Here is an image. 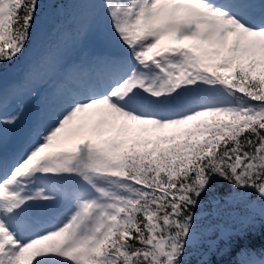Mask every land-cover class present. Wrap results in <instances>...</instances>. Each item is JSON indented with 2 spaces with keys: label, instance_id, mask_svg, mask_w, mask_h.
Wrapping results in <instances>:
<instances>
[{
  "label": "snow or ice",
  "instance_id": "6c2138e0",
  "mask_svg": "<svg viewBox=\"0 0 264 264\" xmlns=\"http://www.w3.org/2000/svg\"><path fill=\"white\" fill-rule=\"evenodd\" d=\"M41 2L0 0V75L27 55ZM76 5L11 114L0 86V264H214L233 251L264 264V0ZM72 57L74 77L9 150L32 73ZM205 204L240 211L205 227Z\"/></svg>",
  "mask_w": 264,
  "mask_h": 264
},
{
  "label": "rangeland",
  "instance_id": "374dc122",
  "mask_svg": "<svg viewBox=\"0 0 264 264\" xmlns=\"http://www.w3.org/2000/svg\"><path fill=\"white\" fill-rule=\"evenodd\" d=\"M48 1L47 4H52L53 2H56L57 0H44ZM74 10V9H72ZM74 12V11H73ZM72 13V12H71ZM65 17V15H63ZM79 16V9L74 12L73 15H68L66 16V20L64 23L66 24V27H61L58 26L59 19L55 20L53 26H56V33H55V38L56 40L54 42H46L44 40V37L41 36L45 32V29H38L40 35L39 37H36V40H32L29 44V52L27 57L31 59L32 62H35L36 60L39 59L42 53L39 52V49L46 48V50L50 46H54L57 43H60L63 41L64 37L67 35H70L73 29L74 24L76 23L75 20L78 19ZM47 17L46 14H41L39 18H42V20ZM48 18V17H47ZM38 21V26L42 28H46L44 26L43 21ZM45 20V19H44ZM47 22V21H46ZM41 23V25H39ZM43 23V24H42ZM55 30V29H54ZM85 49L91 50L96 47V42L93 39H89L84 43ZM75 59V60H74ZM73 60V61H72ZM79 60V57H72L71 60L69 61V64H73L74 61ZM61 68H57L55 70L52 69H47L44 67L37 68L33 73H32V81L35 85V93L32 96H26L23 98L22 102V107L24 109L23 115L20 119V121L17 123L15 129H9L8 130V135H9V144L8 148L9 149H14L23 139V135L25 131L30 127L32 120L34 118V112L36 108H40V101L45 100L46 97L42 96V93L44 92V87L41 85V82L43 81H51L50 76L53 75L54 73L57 72V70H61ZM6 70V69H5ZM4 70V72H5ZM28 70L25 69L23 66L18 67L13 65L10 67V69L7 71L6 76L3 80H0V86L8 89L9 91V107L7 109V113L11 114L15 108L16 105L11 103V95L14 90H19L18 88V82L21 81V79L25 76V73ZM76 74V73H75ZM66 77L65 73H59L58 74V80L59 81H64ZM63 85H60L62 87ZM2 118V117H0ZM107 138V137H104ZM255 259H262V257L258 252L254 254ZM237 259H247V257H237Z\"/></svg>",
  "mask_w": 264,
  "mask_h": 264
},
{
  "label": "trees",
  "instance_id": "16d2710c",
  "mask_svg": "<svg viewBox=\"0 0 264 264\" xmlns=\"http://www.w3.org/2000/svg\"><path fill=\"white\" fill-rule=\"evenodd\" d=\"M48 1L42 0L41 2V8H40V15L46 14V16L43 20L42 18H39V20L44 22V26L46 28H42L38 26V23L34 25L33 27V39L36 40V37H39L40 33L38 29H45V32L41 34L42 37H44V40L47 42H54L56 40L55 33H56V26H53L55 20L59 19L58 26H66L64 21L66 20V16L73 15L75 11H77V3L79 0H57L56 2H53L52 4H47ZM74 9V10H72ZM74 11V12H73ZM72 12V13H71ZM65 15V17L63 16ZM47 21V22H46ZM43 24V23H42ZM41 25V23L39 24ZM55 29V30H54ZM40 38V37H39ZM32 39V40H33ZM46 51V48L39 49L40 53H43ZM29 52V50H28ZM28 55V53H27ZM16 62V63H15ZM16 64L17 66L22 65L23 63L28 64V66L32 63L31 59L27 56L21 58L19 61H14L12 64H9L7 67L12 66L13 64ZM2 75H0L1 77ZM228 186L225 185L223 190H227ZM240 209L230 208L226 205H221L219 208L214 207L210 204H205L204 208L197 209V215H201L203 217L202 224L205 227H228L231 224V214L234 212H238ZM254 248L259 247V241L257 240L253 245ZM214 264H234V261L237 260V254L235 251L232 253L220 256L215 255L212 257Z\"/></svg>",
  "mask_w": 264,
  "mask_h": 264
},
{
  "label": "bare ground",
  "instance_id": "6f19581e",
  "mask_svg": "<svg viewBox=\"0 0 264 264\" xmlns=\"http://www.w3.org/2000/svg\"><path fill=\"white\" fill-rule=\"evenodd\" d=\"M74 60H75V59H74ZM72 61H73V60H72ZM76 62H78V60L74 61L73 64H75ZM70 65H72V64H69V66H66V67L61 68V70H57L56 73H54L53 75H51V76H50L51 81H47V80H46V81L41 82V85L45 88V89H44V92L42 93V96H44V97H50L51 94H52L54 91H56L57 89L61 88L60 85L65 86L64 81H59V80H58V74H59V73H65V74H66L65 79H66V78H69V79H70V78L74 77V75H75V73H76V72H75V68L71 67ZM63 86H62V87H63ZM43 101H44V100H41V101H40V106H41V104L43 103ZM38 109H39V108H36V110H35V112H34V115H35V113L37 112ZM32 122H33V120H32ZM31 124H32V123H31ZM30 126H31V125H30ZM20 144H21V142L19 143V141H18V145L16 146V148L19 147ZM9 150H11V149H9Z\"/></svg>",
  "mask_w": 264,
  "mask_h": 264
}]
</instances>
